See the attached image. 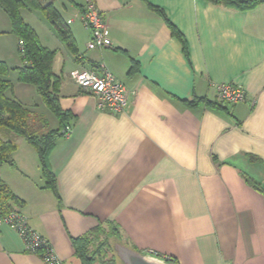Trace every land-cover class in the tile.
<instances>
[{"label": "crops", "instance_id": "crops-1", "mask_svg": "<svg viewBox=\"0 0 264 264\" xmlns=\"http://www.w3.org/2000/svg\"><path fill=\"white\" fill-rule=\"evenodd\" d=\"M41 1L55 5L78 47L79 60L41 10L22 9L56 51L59 102L73 115L72 133L50 157L57 193L45 187L35 148L20 139L16 166L0 167L24 201L16 209L64 264H81L72 238L104 222L123 244L176 264H264V2L240 9L209 0H93L112 46L91 50L79 17L90 0ZM4 26L0 33L11 34V22ZM101 65L131 92L120 114L101 111L71 77ZM22 66L13 69L17 78ZM220 83L242 86L246 100L223 102ZM26 85L17 79L14 95L41 109L25 99L37 91ZM0 264L46 263L2 224Z\"/></svg>", "mask_w": 264, "mask_h": 264}, {"label": "trees", "instance_id": "trees-1", "mask_svg": "<svg viewBox=\"0 0 264 264\" xmlns=\"http://www.w3.org/2000/svg\"><path fill=\"white\" fill-rule=\"evenodd\" d=\"M209 1L240 9H249L259 2H264V0ZM149 6L168 21L160 7L151 4ZM0 8L10 19L11 32L24 44L23 49L19 47L24 64L17 69L18 81L34 85L43 104L58 121V127L50 128L48 116L44 111L29 107L14 95V83L8 78L10 68L6 62L0 61V167L6 164L16 166L14 153L19 148V140L24 139L38 153L41 171L46 180L45 187L57 193V177L52 169L50 157L57 140L64 136L61 133L62 128L66 125L72 126L73 115L70 111L63 110L59 102L61 77L54 72L56 51L41 43L36 30L25 20L22 9L41 10L77 60H79L78 47L70 27L53 3L44 5L41 0H0ZM168 24L172 34L181 39L182 33L169 21ZM133 67L134 65L130 71ZM184 101L194 105L200 101V98ZM23 204L24 201L0 177V214L5 216ZM106 225H113L116 228L114 224L104 222L91 228L87 233L72 238L75 255L81 264H95L98 251L110 248V235L106 232ZM98 261V264H116L114 258H99ZM173 262L177 263V260L174 259Z\"/></svg>", "mask_w": 264, "mask_h": 264}, {"label": "built area", "instance_id": "built-area-1", "mask_svg": "<svg viewBox=\"0 0 264 264\" xmlns=\"http://www.w3.org/2000/svg\"><path fill=\"white\" fill-rule=\"evenodd\" d=\"M79 15L81 22L92 35L88 42V49L100 50L112 46L110 28L93 0L85 4L79 11ZM23 45L20 41L22 49ZM71 77L84 92L92 94L97 99V105L101 111L120 114L129 104L131 92L103 65L97 68L76 69L71 72ZM217 91L219 99L230 104L245 101L247 98L246 90L236 83H220L217 85ZM61 133L69 136L72 133V126L66 125ZM2 224L14 228L23 238L27 249L39 254L46 264H64L50 241L29 224L26 215L22 212L15 210L5 216L0 214V225ZM143 253L160 258L162 261L173 262L174 260L157 251L150 250Z\"/></svg>", "mask_w": 264, "mask_h": 264}, {"label": "rangeland", "instance_id": "rangeland-1", "mask_svg": "<svg viewBox=\"0 0 264 264\" xmlns=\"http://www.w3.org/2000/svg\"><path fill=\"white\" fill-rule=\"evenodd\" d=\"M43 1L46 3V0H43ZM24 12H25L24 18L28 17L27 15L29 14V12L27 10H25ZM25 20L27 22L30 21L29 18H27V19L25 18ZM5 22H8V24H9V22H10L9 17H8L7 13L2 8H0V31H6V30L10 29V27L4 26ZM83 26H84V24H83ZM19 44L20 43H19V39H18L17 35H15L13 33H11V34L0 33V61H4L8 64V66L10 68V72H12L8 78L14 84H15V82H17V72L13 69H14L15 65H21L23 63L22 56L19 53V47H20ZM26 86H28V88H32L31 90H33V89L36 90V87L34 85H26ZM16 92L19 94L18 91H16ZM26 95H27V97H29V99L25 98L27 101L29 100V101L34 102V103H36V102L41 103L42 102V98L38 94L37 91H35L34 94L31 93V95L30 94H26ZM22 101L24 102L25 100L22 99ZM33 109H36V108H33ZM39 110H42L47 114L48 119H49L50 128H56L58 126V121L55 118L54 114L45 105ZM105 229H106V232L110 235L109 237H110L111 245H110V248H103L102 250L98 251V254L96 255L97 261L95 264L99 263V261H98L99 258H114L116 260V264H123V262L118 257L117 250L115 249V246H114L115 240L117 242L121 241V243H123L122 242V236L118 232V229H116L113 225H106ZM95 248H97V247H95ZM147 256H149V255L147 254ZM152 258H155V257H152ZM155 259H158V258H155ZM158 260H160V258Z\"/></svg>", "mask_w": 264, "mask_h": 264}, {"label": "water", "instance_id": "water-1", "mask_svg": "<svg viewBox=\"0 0 264 264\" xmlns=\"http://www.w3.org/2000/svg\"><path fill=\"white\" fill-rule=\"evenodd\" d=\"M115 249L123 264H176L152 258L120 242L115 244Z\"/></svg>", "mask_w": 264, "mask_h": 264}]
</instances>
